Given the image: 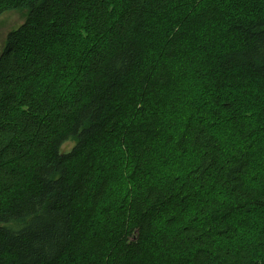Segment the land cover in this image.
Masks as SVG:
<instances>
[{"label":"trees","instance_id":"16d2710c","mask_svg":"<svg viewBox=\"0 0 264 264\" xmlns=\"http://www.w3.org/2000/svg\"><path fill=\"white\" fill-rule=\"evenodd\" d=\"M9 10L26 16L0 49V264H264V0ZM78 22L90 48L58 98L71 62L51 47ZM160 145L189 162L166 171ZM114 173L131 185L109 206Z\"/></svg>","mask_w":264,"mask_h":264},{"label":"rangeland","instance_id":"374dc122","mask_svg":"<svg viewBox=\"0 0 264 264\" xmlns=\"http://www.w3.org/2000/svg\"><path fill=\"white\" fill-rule=\"evenodd\" d=\"M26 12L25 10H9L4 11L0 14V49L4 44L7 33L17 29L25 20ZM83 25L82 22H78L75 25V28L72 29L69 33V37L66 41L56 42L52 45L51 50L57 55V58L62 62H71V70L65 71L63 68H53L54 72V90L55 95L58 98L69 97L73 90L72 80L75 79V68L78 67L79 61L78 58H81V52L84 49L86 51L89 49V33ZM83 60L80 62L78 69L83 66ZM77 69V70H78ZM40 81L38 82V86ZM174 126V128H176ZM237 140L235 134H231L229 140ZM72 141H68L61 146V151H68L73 146ZM160 151L164 157V161H167L165 165V170L168 171L170 167H174L177 162L181 164H186L189 162L190 156L188 154H179L170 146L160 145L158 146L157 152ZM158 164L154 165L156 168ZM115 174V173H114ZM113 174V175H114ZM111 176V189L106 194V200L104 204L111 206L115 203V199L118 198L120 193H124L130 189V183L122 179L121 175ZM103 220V216H99L95 219L96 223H100Z\"/></svg>","mask_w":264,"mask_h":264}]
</instances>
